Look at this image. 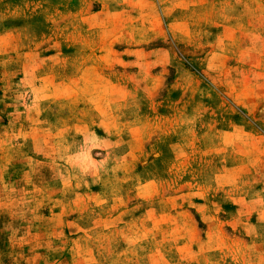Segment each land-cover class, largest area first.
I'll return each instance as SVG.
<instances>
[{
    "label": "rangeland",
    "instance_id": "374dc122",
    "mask_svg": "<svg viewBox=\"0 0 264 264\" xmlns=\"http://www.w3.org/2000/svg\"><path fill=\"white\" fill-rule=\"evenodd\" d=\"M0 264H264V0H0Z\"/></svg>",
    "mask_w": 264,
    "mask_h": 264
}]
</instances>
